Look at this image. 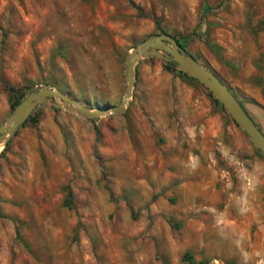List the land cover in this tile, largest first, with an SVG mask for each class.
Here are the masks:
<instances>
[{"label":"rangeland","instance_id":"374dc122","mask_svg":"<svg viewBox=\"0 0 264 264\" xmlns=\"http://www.w3.org/2000/svg\"><path fill=\"white\" fill-rule=\"evenodd\" d=\"M160 33L264 133V0H0V125L8 87L118 106ZM215 99L146 57L122 113L35 108L0 147V264H264V155Z\"/></svg>","mask_w":264,"mask_h":264},{"label":"water","instance_id":"95a60500","mask_svg":"<svg viewBox=\"0 0 264 264\" xmlns=\"http://www.w3.org/2000/svg\"><path fill=\"white\" fill-rule=\"evenodd\" d=\"M146 57H156L162 62L173 63L177 70L193 78L206 88L225 108L232 120L243 130L254 146L264 155V133L240 104L236 96L216 74L202 66L194 57L185 52L172 36L165 33L150 36L129 53L125 67V95L118 106L91 109L55 88L40 87L20 101L7 121L0 125V147L7 143L9 137L28 119L35 108L45 105L53 99H58L57 102H52L53 107L73 109L85 119H95L105 114L124 112L132 93L135 65L140 58Z\"/></svg>","mask_w":264,"mask_h":264},{"label":"trees","instance_id":"16d2710c","mask_svg":"<svg viewBox=\"0 0 264 264\" xmlns=\"http://www.w3.org/2000/svg\"><path fill=\"white\" fill-rule=\"evenodd\" d=\"M176 42H177V43L179 44V46L183 49L182 44H180L178 41H176ZM183 50H184V49H183ZM191 56H192V55H191ZM192 57H193V56H192ZM194 58H195V57H194ZM163 66H164V68L167 69V70L177 71V72H179V73L185 75L186 77H189V76H187L186 74H184L183 72L177 70V69H176V66H175L173 63H171V62H168V63L163 62ZM189 78L192 79V80H194V79L191 78V77H189ZM7 90L9 91V97H8V99H9V107H10V111L12 112L13 109L17 106V104H18V103L21 101V99L23 98V95H24V93H25V90H24V89H16V88H13V87H8ZM211 95H212V94H211ZM215 101H216L217 103H219L217 99H215ZM239 102H240V104L244 107L243 103H242L241 101H239ZM219 104H220V103H219ZM221 107H222L223 109H225L222 105H221ZM244 108H245V107H244ZM245 110H246V108H245ZM247 112H248V111H247ZM26 122H30V123H32L33 125L36 124L37 120H36V118H35V116H34V113H32V114L28 117V119L26 120ZM183 259H186L190 264H194V262H193L191 256H190L188 253H186V254L184 255V258H183Z\"/></svg>","mask_w":264,"mask_h":264}]
</instances>
